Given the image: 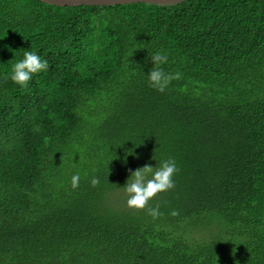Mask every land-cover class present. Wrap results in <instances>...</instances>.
<instances>
[{
  "label": "trees",
  "instance_id": "16d2710c",
  "mask_svg": "<svg viewBox=\"0 0 264 264\" xmlns=\"http://www.w3.org/2000/svg\"><path fill=\"white\" fill-rule=\"evenodd\" d=\"M166 159L153 220L122 188ZM0 264H264V0H0Z\"/></svg>",
  "mask_w": 264,
  "mask_h": 264
},
{
  "label": "clouds",
  "instance_id": "9594fccd",
  "mask_svg": "<svg viewBox=\"0 0 264 264\" xmlns=\"http://www.w3.org/2000/svg\"><path fill=\"white\" fill-rule=\"evenodd\" d=\"M151 62L154 67L147 74L149 86L156 91L163 93L169 87L172 81L182 79V73L165 72L162 65L168 63V55L163 51H157L151 56ZM49 67L47 60H42L38 54L32 51H24L23 59L16 62L10 72L11 81L26 88L28 82L32 79L34 74L47 71ZM39 131V128L34 129ZM178 167L174 159H166L160 162L156 167L145 165L131 172L126 181L124 190L126 199V206L129 209L136 211H146V214L152 217L153 220L158 219L162 213L160 212V205H150L159 193L166 192L175 188L174 175L177 173ZM80 175L75 174L71 178L72 188L79 186ZM99 184V179L93 177L91 185L93 187ZM170 215L177 216L179 212L172 210Z\"/></svg>",
  "mask_w": 264,
  "mask_h": 264
},
{
  "label": "water",
  "instance_id": "95a60500",
  "mask_svg": "<svg viewBox=\"0 0 264 264\" xmlns=\"http://www.w3.org/2000/svg\"><path fill=\"white\" fill-rule=\"evenodd\" d=\"M56 6H76V5H116L127 3H149L156 5H170L184 0H38Z\"/></svg>",
  "mask_w": 264,
  "mask_h": 264
}]
</instances>
